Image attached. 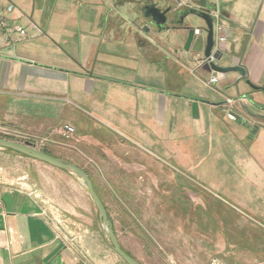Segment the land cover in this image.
Wrapping results in <instances>:
<instances>
[{"label": "crops", "instance_id": "obj_1", "mask_svg": "<svg viewBox=\"0 0 264 264\" xmlns=\"http://www.w3.org/2000/svg\"><path fill=\"white\" fill-rule=\"evenodd\" d=\"M1 1L15 5L14 18L27 37L14 47L0 46V116L39 138L59 139L63 124L74 127L76 151L51 140L45 151L86 172L128 255L135 258L116 229L125 222L113 218L102 188L108 185L125 202L124 215L133 212L135 190L117 182L133 179L136 188L142 180L146 192L159 190L167 130L180 146L187 130L193 135L186 134L185 143L194 148L204 142L201 153L190 154V163L205 165L196 175L264 226V93L246 84L264 85V0H194L227 20L230 35L221 45L227 61L219 65L243 66L246 79L210 67L198 74L200 60L191 47L183 49L187 32L180 27L169 40L162 38L169 28L154 26L148 43H135L132 28H124L102 0ZM201 35L194 50L204 46ZM211 76L218 82L206 86ZM230 109L240 122L228 118ZM6 156L17 164L0 179V264H126L105 238L77 177L21 154ZM71 156L94 161L103 185ZM226 244L218 237L223 263L264 264V240L255 250Z\"/></svg>", "mask_w": 264, "mask_h": 264}, {"label": "rangeland", "instance_id": "obj_2", "mask_svg": "<svg viewBox=\"0 0 264 264\" xmlns=\"http://www.w3.org/2000/svg\"><path fill=\"white\" fill-rule=\"evenodd\" d=\"M102 1L112 6L113 13H117L118 19H122L124 28L127 29L129 26L132 28L135 43L142 46L148 43L147 36L152 35L154 28L153 22L143 15V8L146 5H155L161 10L168 6L172 7V11L167 14L168 21L177 11H185L190 6L199 9L194 0ZM183 26L202 27L203 21L196 15L190 14L184 18ZM144 27H147V31L144 30ZM173 28L171 26L169 28L171 32L167 35L163 34L162 38L164 39L166 36V38L172 40L174 36L176 37L177 34L172 32L175 31ZM145 49L146 51L149 50L148 47ZM190 50L197 53L195 57L197 61L202 58V51L194 50V43H192ZM225 61H227V56H223L218 64ZM205 67H209V65L197 66L195 64V71L197 70L199 74ZM15 125L17 124L9 117L3 119L0 116V128L10 129V131H7L9 135L0 133V136L20 142H31L41 150L46 149V144L50 143V140L51 143L53 142L58 146L77 150V146L74 144L75 141H73L74 134L66 137L61 132L59 139H53L49 136L39 138L30 135L26 130L23 131ZM172 132L171 130L166 132L165 158L160 161L165 166V178H157L159 184L155 180V187L157 184L159 190L155 188L153 193L146 192L140 185L142 180H139L140 183H135L136 188L132 186L133 179H122L119 183L117 182L116 186L120 188L126 185L135 190V192L132 190L131 196L133 197L132 200L136 202L131 209L133 215L127 210L128 215H124L125 202L123 203V201L121 202L116 198L117 196L111 193L108 185L102 188L106 191L104 200L110 209V213L114 215L113 218L122 217L120 222H125L124 227L121 224L116 226L122 246L140 264H210L215 258L221 261L222 249L220 246H216L218 237L224 238L227 243L226 247H228L229 242V244L237 246L236 248L255 250L259 242L264 240V226L258 225L257 219L252 217L249 211L241 208L235 209L233 207L235 204L233 205L231 200L216 193L214 187L207 184L204 177L196 175L205 171V165L199 161L190 163V154L191 152L195 155L201 153L200 148H205L204 142L195 144L194 148L190 146L189 141L185 143L184 141L188 140L186 134L187 138L193 135L187 130V133L183 132L181 135L183 137L181 138L182 146H180V140H176L174 144L175 141L171 137ZM69 144L70 146H68ZM181 149L184 152L182 153L183 156L180 157ZM12 153L14 152L0 148L1 180L4 171L12 174L13 169H16L15 164H17V161L15 162L14 159L6 156ZM71 157H75L77 163L93 176L95 175L93 178L96 182L100 183L101 186L103 185L94 172L95 168L97 169L94 161L87 158L82 160L76 156ZM155 159L157 160L156 157ZM25 164V162L22 163V168L25 167ZM71 186L73 185L70 182L69 189ZM70 193L75 194L72 187ZM115 211H117V214H115ZM118 213H121L122 216H119Z\"/></svg>", "mask_w": 264, "mask_h": 264}, {"label": "water", "instance_id": "obj_3", "mask_svg": "<svg viewBox=\"0 0 264 264\" xmlns=\"http://www.w3.org/2000/svg\"><path fill=\"white\" fill-rule=\"evenodd\" d=\"M203 7V6H201ZM216 8H200L196 9L193 7H188L187 10L181 12V16L178 19V24H181V28L187 32V37L183 46L185 51H189L193 41L195 40V29L198 28L201 33L204 34L205 41L204 46L202 47V57L207 58L211 55V50L214 44L213 41V21L214 18L212 16V12H215ZM143 15L145 18H149L154 26L157 29H162V27L167 23V13L172 11V7L168 6L164 10H161L155 5H146L143 8ZM193 14L199 17L203 21L202 27H186L183 26V20L186 16ZM147 31V27L144 28ZM203 36V35H201ZM204 40V39H203ZM212 57L215 59L214 62L209 64V67L212 71L217 73H227V72H238L240 73L241 77L246 79V70L241 65H229V66H221L218 64V61L223 57V54L220 51L214 52ZM246 84L249 85L254 90H261L264 93V85L258 87L250 82L248 79L246 80ZM234 118L240 122L241 117L236 114L232 113ZM0 148L5 150H11L18 154L27 156L31 159L37 160L39 162L48 164L52 167L65 170L73 174L77 177L81 183L85 186L92 203L97 211L98 219L101 224L102 232L109 242L112 250L126 263V264H140L136 259L128 255L120 246L115 232L113 231L112 223L109 219L108 213L101 202L100 198L98 197L97 193L94 190L93 184L89 176L86 172L81 169L79 166L69 162L67 160L52 156L40 148H38L35 144L25 141L20 142L17 140H12L9 138L1 137L0 136Z\"/></svg>", "mask_w": 264, "mask_h": 264}, {"label": "built area", "instance_id": "obj_4", "mask_svg": "<svg viewBox=\"0 0 264 264\" xmlns=\"http://www.w3.org/2000/svg\"><path fill=\"white\" fill-rule=\"evenodd\" d=\"M15 11L16 7L14 4L7 2V1H1L0 0V46L1 47H14L18 43H20L22 40H24L27 37V30L26 28L18 23L15 18ZM212 16L214 18L213 21V47L211 50L210 57L203 58L200 60V64L202 65L203 62H206L207 64H210L211 62H214L215 59L212 57V54L214 52L220 51L222 52L221 45L222 43L226 42L228 39L230 33L229 28L227 26V20L225 17L220 14V12H212ZM195 37L198 38V36L201 35V32L198 28L195 29ZM204 41H205V37ZM218 82V78L216 76H211L210 79L205 83L208 86L215 85ZM227 103L231 104V99H226ZM229 119H233L234 116L232 113L227 114ZM7 131H10V129L6 128H0V133H3L4 135H9ZM75 132V129L70 124H63L62 125V133L64 136L69 137L73 135ZM37 146V145H36ZM210 264H225L219 259H213Z\"/></svg>", "mask_w": 264, "mask_h": 264}, {"label": "flooded vegetation", "instance_id": "obj_5", "mask_svg": "<svg viewBox=\"0 0 264 264\" xmlns=\"http://www.w3.org/2000/svg\"><path fill=\"white\" fill-rule=\"evenodd\" d=\"M199 9H200V7H199ZM163 10V9H162ZM183 10H181V11H177L176 13H174L173 15H172V18L169 20V21H167V23L162 27V29H166V28H170L171 26L172 27H174V28H181V24H178V19L180 18V16H181V12H182ZM170 12V11H169ZM168 12V13H169ZM167 13V14H168ZM167 18H168V15H167ZM151 21V20H150ZM204 57H202L200 60H202ZM205 64H207L206 62H203V64H202V66H204ZM207 65H209V64H207ZM232 101H234V100H232ZM225 102L227 103V101L225 100ZM228 113H233V110L232 109H230L229 110V112ZM233 119H235V118H233ZM236 120V119H235Z\"/></svg>", "mask_w": 264, "mask_h": 264}, {"label": "trees", "instance_id": "obj_6", "mask_svg": "<svg viewBox=\"0 0 264 264\" xmlns=\"http://www.w3.org/2000/svg\"><path fill=\"white\" fill-rule=\"evenodd\" d=\"M7 151L13 152V151H11V150H8V149H7ZM43 151H44V152H46L45 150H43ZM14 153H16V152H14ZM46 153H47V152H46Z\"/></svg>", "mask_w": 264, "mask_h": 264}]
</instances>
